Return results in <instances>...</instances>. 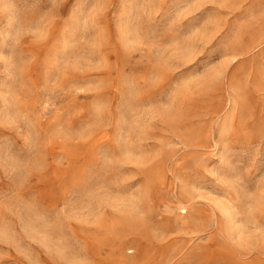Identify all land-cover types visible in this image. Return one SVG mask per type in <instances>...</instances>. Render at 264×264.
<instances>
[{
  "label": "rangeland",
  "instance_id": "obj_1",
  "mask_svg": "<svg viewBox=\"0 0 264 264\" xmlns=\"http://www.w3.org/2000/svg\"><path fill=\"white\" fill-rule=\"evenodd\" d=\"M0 264H264V0H0Z\"/></svg>",
  "mask_w": 264,
  "mask_h": 264
}]
</instances>
